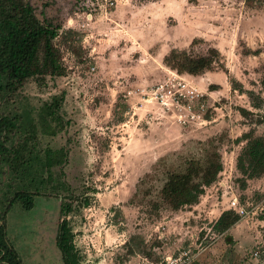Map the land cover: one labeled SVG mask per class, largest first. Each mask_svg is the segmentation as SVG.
Listing matches in <instances>:
<instances>
[{"label": "rangeland", "instance_id": "1", "mask_svg": "<svg viewBox=\"0 0 264 264\" xmlns=\"http://www.w3.org/2000/svg\"><path fill=\"white\" fill-rule=\"evenodd\" d=\"M27 1L59 27L64 72L26 80L0 106L22 125L9 145L31 136L25 170L0 165V212L18 189L33 194L5 219L22 264H64L63 197L83 264H264V173L238 167L243 134L264 137V0ZM184 54L212 65L187 73ZM182 83V95L161 100ZM47 108L54 135L43 131ZM211 139L221 170L196 202L172 209L159 194L167 173ZM47 149L61 150L49 178ZM233 197L246 214L220 229Z\"/></svg>", "mask_w": 264, "mask_h": 264}, {"label": "trees", "instance_id": "2", "mask_svg": "<svg viewBox=\"0 0 264 264\" xmlns=\"http://www.w3.org/2000/svg\"><path fill=\"white\" fill-rule=\"evenodd\" d=\"M58 28L49 21L40 20L27 0H0V106L8 102V97L16 93L26 80L63 74L59 50L53 42ZM210 51L211 54L216 52L213 49ZM172 56L175 57L174 53ZM183 56L186 62L180 65V70L193 75L209 69L213 61L212 57L204 55ZM242 110L246 113L245 109ZM50 121H56V116L53 110L47 108L41 113L43 131L54 135L59 128ZM21 127L16 123V117L0 115V165L7 164L14 173L20 169L25 170L29 161L26 142L31 136L9 145L12 140L10 136L15 135L16 129ZM243 137L246 139V146L238 158V167L247 176H258L264 173V137H254L251 133H244ZM197 146L200 149L198 153L189 149L186 155H179L184 166L178 171L168 172L159 189L163 202L172 209L196 202L203 187L211 184L221 170L220 156L213 139L198 142ZM60 153L61 150H46L43 165L48 172L47 178L50 177L51 166L58 161ZM41 194L48 196L49 193L41 190ZM32 198V193L18 189L0 212V264H22L7 238L5 219L14 201L20 200L25 208H29L33 205ZM72 210V202L63 197L59 209L62 219L58 224L55 241L64 264H83L75 252L72 229L65 217ZM238 219L237 214L224 211L215 225L225 229Z\"/></svg>", "mask_w": 264, "mask_h": 264}, {"label": "built area", "instance_id": "3", "mask_svg": "<svg viewBox=\"0 0 264 264\" xmlns=\"http://www.w3.org/2000/svg\"><path fill=\"white\" fill-rule=\"evenodd\" d=\"M186 87V84L185 83H182V87L177 89L176 91H172L171 89H167L166 91L165 90H161L159 92V95H160V98L162 101H165V99L167 98V96L174 100L175 98V93L178 91L180 95H182L183 93L181 92V90H184ZM183 88V89H182ZM189 90V89H188ZM187 90V91H188ZM190 94H191V97H195V96H198V93H196L194 95V89L190 90L189 91ZM229 209L234 211L236 214L240 215V216H243L244 214H246V211L245 209L243 208V206L240 204V202L236 199V198H232L229 202Z\"/></svg>", "mask_w": 264, "mask_h": 264}]
</instances>
